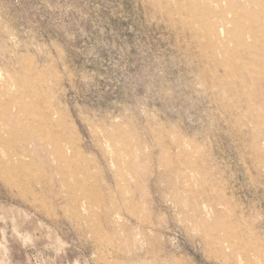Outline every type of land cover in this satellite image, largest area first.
Listing matches in <instances>:
<instances>
[{
    "label": "rangeland",
    "instance_id": "374dc122",
    "mask_svg": "<svg viewBox=\"0 0 264 264\" xmlns=\"http://www.w3.org/2000/svg\"><path fill=\"white\" fill-rule=\"evenodd\" d=\"M0 264H264V0H0Z\"/></svg>",
    "mask_w": 264,
    "mask_h": 264
},
{
    "label": "bare ground",
    "instance_id": "6f19581e",
    "mask_svg": "<svg viewBox=\"0 0 264 264\" xmlns=\"http://www.w3.org/2000/svg\"><path fill=\"white\" fill-rule=\"evenodd\" d=\"M259 11V10H258ZM256 48V47H255ZM12 144V143H11ZM64 153V152H63Z\"/></svg>",
    "mask_w": 264,
    "mask_h": 264
}]
</instances>
